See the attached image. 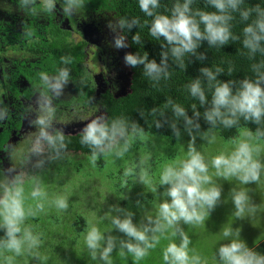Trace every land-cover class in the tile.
I'll return each instance as SVG.
<instances>
[{
    "label": "clouds",
    "instance_id": "1",
    "mask_svg": "<svg viewBox=\"0 0 264 264\" xmlns=\"http://www.w3.org/2000/svg\"><path fill=\"white\" fill-rule=\"evenodd\" d=\"M196 2L173 0L168 14H163L158 11L162 0H138L140 11L151 18L147 24L149 35L156 41H163L159 44L160 62L149 59L147 52L143 55L128 52L123 56L124 64L130 68L142 66L143 74L159 83L170 76V60L184 70L186 59L188 62H191L190 58L204 61L207 58L205 53L198 51L203 42L209 48H223L230 42L241 41L250 59L254 60L257 54L264 56V7L260 4L243 7L245 0H204L205 9H194ZM58 4L62 5L60 11L63 15L73 18L86 5L85 0H17L22 12L34 15H55ZM237 16L244 24L240 35L233 32ZM139 25V19L126 17L115 24H108L114 33L111 46L118 50L128 48L127 35L118 33H131ZM131 40L136 45L143 44L139 33L133 34ZM61 63L64 66L58 67L53 74L39 73L38 83L33 89L35 107L30 109L33 118L28 123L34 132L30 137L27 162L36 170H43L46 164L60 160L67 149L65 134L56 127V107L53 104V99L63 96L72 82L71 71L67 67L69 61L63 59ZM251 69L254 74L251 78L222 81L218 77L224 74L223 68L201 67L199 75L185 87L203 112L193 104L190 116L185 107L171 99L167 101L174 117L170 122L164 113L152 110V114L157 116L154 126L159 129L167 123L177 140L182 135L178 126L182 121L183 131L190 141L187 158L166 165L158 184H153L149 176V156L140 160L136 169L125 171V176H133L156 194L157 211L155 216L134 223L132 211L111 206L104 218L123 238L103 232L95 225L86 229L84 244L95 264H113L112 254L117 249L120 256L130 255L139 262L159 244L161 237L169 233L174 241L163 250L164 264H206L190 248L191 239L182 226L205 224L221 202L222 186L213 179L210 168L215 169V177L224 180L234 178L243 185L259 182L264 174V160L261 158L264 149L260 144L264 141V60L253 63ZM231 71L229 69V74ZM8 116V107L0 101V122L7 120ZM201 118L208 125L204 131L199 122ZM241 120L255 124V131L247 128L242 138L233 139L234 147L229 154L222 153L206 161L195 146L197 137L208 141L212 139L210 133L214 130L236 128ZM86 121L80 131L79 143L89 148L93 165L101 157L123 158L131 150L133 141L144 134V128L122 116L107 120L98 115ZM158 187H163V191L158 193ZM29 199L34 203H27ZM231 201L236 218L256 212L245 190H233ZM137 204L142 207L139 201ZM68 207L67 196L57 195L50 199L38 178L33 179L31 190L26 195L24 178L16 168L0 169V232H3L0 236V264H16L17 258L33 254L41 246L40 235L27 223L30 218L46 212L48 208L66 211ZM222 236L228 242L216 248L213 256L216 264H264V254L249 248L232 226L225 227Z\"/></svg>",
    "mask_w": 264,
    "mask_h": 264
},
{
    "label": "rangeland",
    "instance_id": "2",
    "mask_svg": "<svg viewBox=\"0 0 264 264\" xmlns=\"http://www.w3.org/2000/svg\"><path fill=\"white\" fill-rule=\"evenodd\" d=\"M107 16L109 18H104L98 25L104 26L106 38L111 44L114 33L109 29L108 24H115L117 20L110 13ZM110 50L111 54L113 50L114 56L111 55L112 64L110 62V66L108 65L107 68L110 70L114 68L115 60L113 58L116 59V64H120V69L115 78L116 86H118V92L115 95L119 98L129 93L131 72L129 67L128 70L126 69L127 67L123 62V56L129 52V48ZM68 90V88L65 89L61 98L66 97ZM93 113L83 119V125L87 123L86 119L102 115L98 112ZM243 131H240L237 139L242 138ZM32 135L29 133L24 141L21 140L20 144L14 142L9 150V155H5L8 161L4 162L3 168L14 167L17 173L23 176L26 195L31 190L33 179L38 178L50 199L57 195L67 196L69 207L66 211L48 208L46 212L27 221L33 227L34 232L40 235L41 246L33 254H26L17 258L16 264H91L92 260L84 244L86 230L79 235L74 233L71 227L73 219L77 215H83L88 225L87 229L95 225L103 232L108 233L107 229H109L112 232L111 235L123 236L120 233V236L117 235L118 232L112 230L110 221L104 218L110 207L119 206L132 211L134 213L133 222L141 223L146 217L155 216L158 200L148 185L137 182L134 177L130 179L131 183L127 185V178L121 176L120 171L127 169L128 166L136 169L138 163L133 162V159H136L135 156H141L140 160L149 156L151 165L149 176L153 184H158L163 168L168 164L186 159L190 146L189 136L186 132H183L180 139L176 141L174 150H171L170 139L144 133L133 141L131 150L123 158L101 157L93 165L91 156L66 153L60 160L46 164L45 169L36 170L27 162ZM210 136L212 139L208 141L197 137L195 145L197 150L204 155L206 161H210L214 156L222 153L229 154L233 150L232 141H223L216 130L211 132ZM260 144L264 149V141H260ZM152 156L155 157V163L151 161ZM261 158L264 160V150L261 152ZM99 161L104 163L102 167L96 165ZM214 173L215 169L210 168L213 179L222 186L221 202L211 212L205 224L182 226L191 239L190 248L196 254L211 256L219 245L228 242L222 236L223 229L228 226L239 231L240 238L246 242L249 248L259 245L264 240V174H262L259 182L243 185L234 178L228 180L217 178ZM115 184H122L123 189L117 192L114 188ZM233 190L248 192L251 202L256 207L255 214L246 213L241 219L235 217V209L231 201ZM160 191H163V187H158V193ZM149 198L152 201H149ZM138 201L142 207L138 206ZM27 203L32 204L34 202L29 199ZM123 204H125L124 207ZM100 224L104 225L105 228L100 227ZM173 241L174 238L171 237L170 233L166 234V236L161 237L159 244L151 249L143 260L136 262L133 257L125 256L119 264H164L163 250ZM210 256L202 258L207 262Z\"/></svg>",
    "mask_w": 264,
    "mask_h": 264
},
{
    "label": "trees",
    "instance_id": "3",
    "mask_svg": "<svg viewBox=\"0 0 264 264\" xmlns=\"http://www.w3.org/2000/svg\"><path fill=\"white\" fill-rule=\"evenodd\" d=\"M85 3L86 5L84 9L88 10V12L93 11L102 13L103 11H107L117 20L122 17L139 19L140 25L136 29H133L131 33H121L128 37L129 52H136L141 55L147 52L149 59H155L157 63L160 62L159 53L161 48L159 44L163 43V41H156L149 35L147 24L151 22V18L146 17L140 11L138 0H85ZM172 3L173 0H162L161 8L158 11L163 14H168V9L171 8ZM257 4L264 7V0H245V5H243V7H254ZM59 8L61 9L62 5ZM193 8L205 9L204 0H197L193 5ZM50 20L52 21V24L48 29H44L43 35H38L36 31H32V33L38 38L29 45V51L41 54L42 65L49 69V72L51 73H54L58 67L64 66L61 61L67 59L69 61L67 67H69L71 71V76L76 87L81 83L83 86L82 90H84L87 78L82 62V47L79 46L75 48L69 41V32L67 30H61L56 26L52 20V16ZM243 27L244 24L239 21V17L237 16V19L233 22L234 34L240 35ZM135 33H139L141 36L143 41L142 45L132 43L131 36ZM198 51L205 53L207 58L204 61H197L195 58H190L191 62H188L186 59L187 67L184 70L176 67L175 63L170 60V76L168 79H162L159 83H154L147 78L143 74L142 66H138L137 68L129 67L131 72L129 93L126 96L119 98L107 97V100L103 103V108L107 115L106 119L111 120L116 117H125L129 121L135 122L144 128V133L146 134L160 135L164 138L170 139L171 150H174L176 148V141H178L177 138L173 136L167 123L159 129L154 126V121L157 119V116L152 114V110L156 109L157 113H164V117L170 122L174 117L172 116L170 106L167 105V101L171 99L175 103L185 107L190 116L192 115L191 105L193 104L197 106L199 111L203 112V108L199 106L198 101L190 97L185 87L191 82L192 78L199 75V69L201 67H210L214 70L219 66L224 69V74H221L218 79L222 81H239L244 78L253 77L254 74L252 73L251 65L257 61L264 60V56H260L259 54H257L254 60L250 59L247 55V50L243 48L241 41L230 42L223 48H209L207 43L203 42ZM229 69L232 70L231 74H229ZM38 77V73L31 74V79L35 81L38 80ZM199 122L201 124V130H206L208 125L202 118ZM178 126L181 128V133H183L182 121ZM256 127L257 126L251 122L246 123L241 120L240 125L236 128L224 129L221 127L216 129V131L223 141L229 142L233 141V139H237L241 130L250 128L255 131ZM5 135L6 134L0 135V150L6 140ZM79 139L80 134L71 137L65 136L67 149L64 154L79 153L83 156H91L89 148L81 145ZM152 157L153 159L151 161L155 163V157ZM135 158L136 159H133V162H136V164L139 163L141 156H135ZM103 164L102 161H99L96 165L102 167ZM129 168H132V166L127 167V169ZM127 169L122 170L123 173L120 171L122 174L121 176H125L124 173ZM132 177L133 176H125L127 181L129 180L128 182L126 181L127 185L131 183L130 179ZM121 185L122 184L114 185L117 192L123 189ZM149 201H152V199L149 198ZM124 205L125 204H123V207ZM99 226L105 228L102 224ZM71 227L77 235L85 231L88 227L85 217L83 215H77L73 219ZM107 230L108 232H111V230ZM2 235L3 232H0V236ZM117 235H119V233ZM120 237L123 238V236ZM261 247L264 248V244L260 245L258 249H261ZM128 257L132 258L130 255H128ZM122 258L123 257L119 255L118 249L113 252V264H119ZM91 264H95V262L91 261Z\"/></svg>",
    "mask_w": 264,
    "mask_h": 264
},
{
    "label": "flooded vegetation",
    "instance_id": "4",
    "mask_svg": "<svg viewBox=\"0 0 264 264\" xmlns=\"http://www.w3.org/2000/svg\"><path fill=\"white\" fill-rule=\"evenodd\" d=\"M60 6L57 5L55 15H34L27 11L22 12L18 8L17 0H0V101L9 109L7 120L0 122V135L6 134L5 143L0 150V169H5L4 162L8 161L5 155H9L14 142L20 144L29 133L34 132L28 120L33 118L30 109L35 107L33 89L38 80L31 79V74L53 73L42 65L41 54L29 51V45L38 38L32 31L43 35L44 29L52 24L51 16L56 26L69 32L70 43L75 48L82 47V62L87 78L86 87L82 90L81 83L76 87L71 76L72 82L67 86L69 90L66 97L53 99L56 107V127L62 129L65 136L79 135L83 119L93 112L107 118L103 103L109 96L117 98L115 93L118 92V86L115 78L120 64L117 65L116 59L112 57L115 60L114 68H107L110 62L112 64L111 55L114 56L110 49L115 48L108 42L104 26L98 25L104 18H109V13L81 9L73 18L63 15ZM26 32L31 34L26 35ZM126 67L128 70V66Z\"/></svg>",
    "mask_w": 264,
    "mask_h": 264
},
{
    "label": "crops",
    "instance_id": "5",
    "mask_svg": "<svg viewBox=\"0 0 264 264\" xmlns=\"http://www.w3.org/2000/svg\"><path fill=\"white\" fill-rule=\"evenodd\" d=\"M264 244V240L259 244V245H254L253 247H251V249H253L254 251H256L257 253L260 254H264V248L261 247V249H258V247L260 245ZM201 257H206V256H210V255H200ZM214 253L211 254L210 258L207 260L206 264H216V261L213 259Z\"/></svg>",
    "mask_w": 264,
    "mask_h": 264
},
{
    "label": "water",
    "instance_id": "6",
    "mask_svg": "<svg viewBox=\"0 0 264 264\" xmlns=\"http://www.w3.org/2000/svg\"><path fill=\"white\" fill-rule=\"evenodd\" d=\"M126 96V95H125ZM124 97V96H123Z\"/></svg>",
    "mask_w": 264,
    "mask_h": 264
}]
</instances>
